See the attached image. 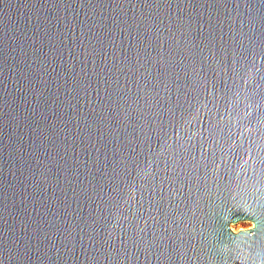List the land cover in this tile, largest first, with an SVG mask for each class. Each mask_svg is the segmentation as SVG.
I'll return each mask as SVG.
<instances>
[{
  "label": "water",
  "instance_id": "1",
  "mask_svg": "<svg viewBox=\"0 0 264 264\" xmlns=\"http://www.w3.org/2000/svg\"><path fill=\"white\" fill-rule=\"evenodd\" d=\"M0 264H264V0H0Z\"/></svg>",
  "mask_w": 264,
  "mask_h": 264
},
{
  "label": "rangeland",
  "instance_id": "2",
  "mask_svg": "<svg viewBox=\"0 0 264 264\" xmlns=\"http://www.w3.org/2000/svg\"><path fill=\"white\" fill-rule=\"evenodd\" d=\"M251 226H252V223H250L249 221H239L236 224L230 225L233 232H237L241 229H248Z\"/></svg>",
  "mask_w": 264,
  "mask_h": 264
}]
</instances>
